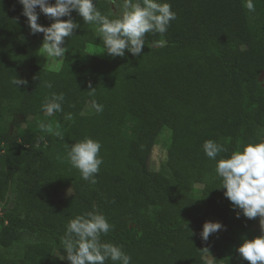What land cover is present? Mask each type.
<instances>
[{"label": "trees", "instance_id": "16d2710c", "mask_svg": "<svg viewBox=\"0 0 264 264\" xmlns=\"http://www.w3.org/2000/svg\"><path fill=\"white\" fill-rule=\"evenodd\" d=\"M160 2L176 13L167 32L146 34L139 56L125 51L110 60L86 51L102 41L72 12L79 27L66 38L60 68L50 71L35 65L43 34H31L18 0H0V264H69L54 251L69 221L93 206L113 225L102 242L121 246L131 264H248L236 249L259 236L255 218H236L215 167L264 142V0H254V13L245 0ZM95 4L102 14L111 11L106 0ZM37 12L41 26L54 22ZM160 39L166 46L154 47ZM16 77L27 84L17 88ZM52 93H63L64 101L49 117L41 106ZM92 99L103 105L101 113ZM86 108L89 115L82 114ZM17 117L25 126L13 137ZM40 122L51 123L53 133L41 132ZM166 129L172 132L166 160L152 171L151 152ZM85 138L102 145L95 184L66 155L67 146ZM207 140L225 149L215 160L203 151ZM61 188L71 194L55 200ZM210 218L224 230L205 242L200 233ZM21 241V253L10 257ZM204 249L213 252L211 261Z\"/></svg>", "mask_w": 264, "mask_h": 264}, {"label": "clouds", "instance_id": "9594fccd", "mask_svg": "<svg viewBox=\"0 0 264 264\" xmlns=\"http://www.w3.org/2000/svg\"><path fill=\"white\" fill-rule=\"evenodd\" d=\"M112 10L105 15L96 7L95 0H18L22 5V15L31 34H43V57L51 62H63L66 38L74 35L79 25L71 19V13L76 12L85 24L92 25L97 38L102 41V52L110 57H124L125 51L133 57L139 56L145 47V36L148 33L163 36L171 21L176 19V13L171 5L160 0H107ZM244 7L249 13L256 11L254 0H245ZM54 21L44 27L38 23V12ZM67 17V19H62ZM154 47H165L166 41L160 39L153 42ZM11 83L17 88L26 85L27 81L14 78ZM51 88L52 84L44 83ZM89 95L94 96L95 89L89 83ZM63 93H52L45 98L42 111L46 116H53L62 111ZM91 108L97 113L103 111V105L90 101ZM71 119V115L67 116ZM39 129L43 133H53L51 123L40 122ZM43 139V137H41ZM102 145L99 141L85 138L67 146V159L70 165L77 169L83 180L96 183V175L100 171L103 159L99 156ZM205 155L215 160L225 151L223 145L207 140L202 145ZM216 175L221 179L224 196L230 201L236 218L251 220L260 217L261 235L248 240L236 249L241 259L248 264H264V142L250 143L235 151L230 158L216 162ZM107 219L98 213L94 206L92 211L77 215L70 220L65 236L61 239V248L56 251L59 260H67L69 264H131V256L126 254L121 246L102 242L101 237L107 236L112 230ZM219 222H205L200 238L207 242L210 235L222 230ZM65 255H60L59 250ZM204 251L209 255L208 249ZM211 258V256L209 255ZM212 259V258H211Z\"/></svg>", "mask_w": 264, "mask_h": 264}, {"label": "rangeland", "instance_id": "374dc122", "mask_svg": "<svg viewBox=\"0 0 264 264\" xmlns=\"http://www.w3.org/2000/svg\"><path fill=\"white\" fill-rule=\"evenodd\" d=\"M111 8L112 10H115L114 5H112ZM86 51L90 55L100 58V59H104V60L111 59V57L107 55L106 53H101L102 48H99V47L88 45L86 47ZM42 55H43V50L40 49L38 56L36 58V61H35V65L37 67L44 68L50 71H57L60 68L62 62H51L47 57H43ZM261 81L264 83V71L261 74ZM90 113H91L90 109L86 108L82 114L89 115ZM24 126L25 125L21 117L15 118L10 125V134L13 137H16L18 134V128L23 129ZM171 138H172V132L166 129L160 134L159 138L157 139L156 144L154 145L153 150L151 152V157L149 161V166L152 171H158L161 168V166L164 164L166 160L167 151L171 143ZM70 194H71L70 188H61V189L54 191L52 196L55 200H57V199L65 198L69 196ZM10 206H11V200L8 199L5 207H10ZM259 221H260V217H256L253 230L256 234L260 236L261 226H260ZM208 222H219L222 225V223L218 219H215V218H210ZM223 230H224V227L222 228V230H219L218 232H216V234H221ZM23 240L24 239H22V241ZM22 241L20 244L16 245L13 250H11V252L9 253L10 257H15L17 256V254L21 253V251L23 250V246H24V242ZM208 251H209V255L211 256V258H213V252L211 250H208ZM54 254L56 258H58L56 255V251H54ZM60 255L62 254L60 253ZM209 255L205 252L204 254L205 260L207 261L212 260L209 257ZM61 261L69 263L67 260H61Z\"/></svg>", "mask_w": 264, "mask_h": 264}]
</instances>
